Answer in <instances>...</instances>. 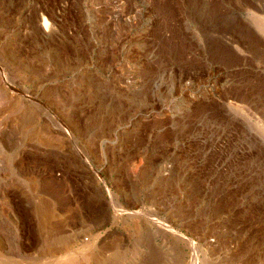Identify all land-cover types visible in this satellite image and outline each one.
<instances>
[{"label": "rangeland", "instance_id": "rangeland-1", "mask_svg": "<svg viewBox=\"0 0 264 264\" xmlns=\"http://www.w3.org/2000/svg\"><path fill=\"white\" fill-rule=\"evenodd\" d=\"M253 24L264 0H0V261L264 264Z\"/></svg>", "mask_w": 264, "mask_h": 264}, {"label": "bare ground", "instance_id": "bare-ground-1", "mask_svg": "<svg viewBox=\"0 0 264 264\" xmlns=\"http://www.w3.org/2000/svg\"><path fill=\"white\" fill-rule=\"evenodd\" d=\"M246 15H247V18L246 19H260L259 18V16L257 15V13L256 12H254V11H250V9H247V13H246ZM47 24H48V22L46 21V20H44V22H43V26L44 27H46L47 28ZM254 25V24H253ZM255 26V28H257L258 30H260L261 32H263L264 33V25L263 26H260L259 24H257V26L256 25H254ZM259 31V32H260ZM133 172H135V170L133 171ZM45 208V207H44ZM38 213H40V215L42 214V216L44 217V216H47V217H50V218H48V219H52L53 220V218H51L52 216H55L56 215V209L54 208V207H52V206H50L49 208H45L44 210H42L41 209V211H38ZM37 214V213H36ZM58 214V213H57ZM64 215V214H63ZM64 217V216H63ZM61 219V218H60ZM59 219V220H60ZM64 219V218H63ZM51 220V221H52ZM57 220V219H56ZM39 221V220H38ZM62 221V220H61ZM55 222V221H54ZM38 223H40V222H38ZM49 223H50V221H49ZM51 224V223H50ZM57 225V224H56ZM59 226V225H58ZM56 228V227H55ZM55 232V231H54ZM53 233V232H52ZM177 234H179V235H181V236H183V234L182 233H179V232H176ZM62 236V235H61ZM185 237V236H184ZM53 239V238H52ZM61 240V239H60ZM189 241V240H188ZM50 242V241H49ZM61 242V241H60ZM51 243V242H50ZM65 243H63V245H64ZM57 245V244H56ZM62 245H58V246H54V244H52V245H49L48 246V249L47 250H49L50 252H52L51 254L53 255V252H57V250H59L58 248H60ZM66 247V246H65ZM65 247H63V249L65 248ZM46 248V247H45ZM62 248V247H61ZM52 250V251H51ZM78 250V249H77ZM62 251V250H61ZM66 251V250H65ZM64 251V252H65ZM183 251V250H182ZM77 252H79V251H77ZM98 252V251H97ZM97 252H95L94 250H92V249H90V248H82L81 249V251L78 253V256H76V258L78 259V261L80 260V264H92V263H97V260L99 259H96V257H97ZM184 252V251H183ZM42 253H43V251H42ZM68 253V252H67ZM70 253V252H69ZM68 253V254H69ZM109 253V252H108ZM74 255V254H73ZM109 255V254H108ZM100 255L98 254V257H99ZM6 257V256H5ZM75 257V256H74ZM59 259V258H58ZM4 262L3 264H15L14 262H8V260H7V262L6 261H4V260H1L0 261V264H2L1 262ZM10 261V260H9ZM75 261V259L73 260V258L72 259H70L69 258V256L67 257V259H63V260H61V261H56V263L57 264H73V262ZM77 261V262H78ZM101 261V260H100ZM27 262H29V260L27 261ZM103 262V264L105 263V261L103 260L102 261ZM32 263V262H31ZM75 263V262H74ZM20 264H23V263H20Z\"/></svg>", "mask_w": 264, "mask_h": 264}]
</instances>
